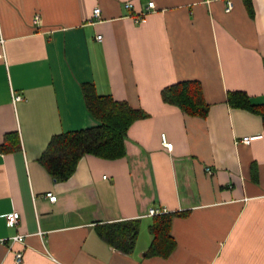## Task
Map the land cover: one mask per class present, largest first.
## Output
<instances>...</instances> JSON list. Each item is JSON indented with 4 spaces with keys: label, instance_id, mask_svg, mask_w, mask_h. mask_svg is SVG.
I'll use <instances>...</instances> for the list:
<instances>
[{
    "label": "crops",
    "instance_id": "1",
    "mask_svg": "<svg viewBox=\"0 0 264 264\" xmlns=\"http://www.w3.org/2000/svg\"><path fill=\"white\" fill-rule=\"evenodd\" d=\"M232 1L0 0V264L18 252L21 264H264V121L227 101L244 91L264 104V0ZM186 80L201 82L206 117L163 100ZM86 83L147 115L123 157L85 155L58 181L40 157L54 135L98 124ZM10 133L20 147L5 144ZM154 207L175 213L167 258L145 256ZM126 219L141 220L132 254L97 231Z\"/></svg>",
    "mask_w": 264,
    "mask_h": 264
},
{
    "label": "trees",
    "instance_id": "2",
    "mask_svg": "<svg viewBox=\"0 0 264 264\" xmlns=\"http://www.w3.org/2000/svg\"><path fill=\"white\" fill-rule=\"evenodd\" d=\"M88 110L98 124L56 134L42 153L40 161L58 181L68 179L76 170L80 159L88 154L104 159H117L125 155V137L130 126L147 114L140 108L132 107L127 101L111 96L97 95L91 84H84ZM166 103L178 106L191 116L206 117L210 105L206 101L200 81L186 80L168 85L162 90ZM227 101L231 106L240 107L259 114L264 121V104L256 105L244 91H229ZM18 133L6 136L5 144L11 148L20 147ZM174 212L152 216L149 231L151 243L145 256L169 257L177 242L171 233ZM141 230L140 219H126L98 225L101 238L119 251L132 254Z\"/></svg>",
    "mask_w": 264,
    "mask_h": 264
},
{
    "label": "built area",
    "instance_id": "3",
    "mask_svg": "<svg viewBox=\"0 0 264 264\" xmlns=\"http://www.w3.org/2000/svg\"><path fill=\"white\" fill-rule=\"evenodd\" d=\"M125 6L127 8H132L133 7V3L131 1H127L125 3ZM234 6V3L232 0H228L227 2V5H226V11H230L232 10ZM148 9L149 10H154L156 9V5H155V2L154 1H150L148 3ZM94 13V17L96 18H101V8L100 7H96L93 11ZM144 17H145V13L139 15V16H136L135 17V22L139 23L141 21L144 20ZM39 20V15H36L35 18H34V22H38ZM101 35H98V38L101 39ZM5 39H3L2 37L0 38V42L3 43ZM4 57V53H0V58ZM24 97L23 95L21 94H15L14 95V101H19V100H22ZM255 137H252V136H245L241 139V141L243 143H250ZM162 139H163V143L164 145L169 149V150H172L173 148V143L171 141H168L167 138H166V135L163 134L162 135ZM208 171H211L209 168H207ZM47 196L49 197V199L51 201H56L57 199V196L55 194H53L52 192H49L47 193ZM164 212H168L165 208H159V207H154L152 209H150L149 211V215L153 216V215H156V214H160V213H164ZM20 217H21V213L17 210H14L12 212H9L7 215H6V223L9 227H15L17 226V224L19 223L20 221ZM25 236L24 234H16L14 236H12V240L14 242L18 241V242H24L25 241ZM23 257V253L22 252H18L16 254V262L18 264H21L22 263V258Z\"/></svg>",
    "mask_w": 264,
    "mask_h": 264
}]
</instances>
